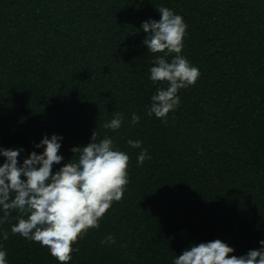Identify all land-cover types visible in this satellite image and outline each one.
I'll list each match as a JSON object with an SVG mask.
<instances>
[{
  "label": "trees",
  "instance_id": "obj_1",
  "mask_svg": "<svg viewBox=\"0 0 264 264\" xmlns=\"http://www.w3.org/2000/svg\"><path fill=\"white\" fill-rule=\"evenodd\" d=\"M168 7L188 25L182 54L200 70L167 124L148 116L157 87L142 21ZM173 56L175 53L172 54ZM171 56L169 57V60ZM140 116L131 123L132 114ZM117 114V131L103 125ZM105 136L129 159L123 199L73 247L70 264H172L220 239L244 255L264 239V0H0V147L63 136L61 154ZM139 140L151 159L139 164ZM4 158L0 157V163ZM66 165L56 166L62 169ZM2 215V213H0ZM0 231L8 264H58L50 249ZM27 218V217H24ZM108 235L112 245L102 244Z\"/></svg>",
  "mask_w": 264,
  "mask_h": 264
},
{
  "label": "clouds",
  "instance_id": "obj_2",
  "mask_svg": "<svg viewBox=\"0 0 264 264\" xmlns=\"http://www.w3.org/2000/svg\"><path fill=\"white\" fill-rule=\"evenodd\" d=\"M160 19L142 21L141 28L147 33L143 44L155 56L149 69V79L154 85L162 82L166 87H157L151 96L148 116H155L167 124L169 114L181 105L180 90L194 86L201 73L182 54L188 25L184 18L168 7L157 8ZM175 53L173 56L172 54ZM171 59L169 60V57ZM140 116L132 114L131 123L137 124ZM122 114H117L103 127L112 131L121 128ZM63 136L44 134L35 149L23 159L25 151L20 148L0 147V225L4 224L12 211L21 217L12 224L11 232L19 234L29 243H38L50 249L58 264H70L78 248L74 244L90 229L99 228L100 220L112 207L120 202L129 181V155L119 150L110 136L97 142V131L91 142L73 149L79 153L76 162L68 163L61 154ZM132 148L141 149L137 161L143 164L151 159L147 149L139 140H128ZM66 165L57 170L56 166ZM27 217V218H24ZM6 231H0V240H8ZM102 244H115L108 235ZM257 249L244 255L234 253V247L216 239L190 245L176 255L172 264H264V239L258 241ZM7 251L0 244V264H8Z\"/></svg>",
  "mask_w": 264,
  "mask_h": 264
}]
</instances>
